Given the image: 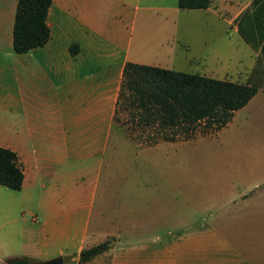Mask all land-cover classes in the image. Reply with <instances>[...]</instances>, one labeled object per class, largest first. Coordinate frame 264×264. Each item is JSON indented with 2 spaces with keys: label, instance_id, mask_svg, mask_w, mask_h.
<instances>
[{
  "label": "crops",
  "instance_id": "0c3cea01",
  "mask_svg": "<svg viewBox=\"0 0 264 264\" xmlns=\"http://www.w3.org/2000/svg\"><path fill=\"white\" fill-rule=\"evenodd\" d=\"M17 1L0 0V133L10 134L17 145L10 150L24 175L18 192H24L40 222L25 249L4 257L48 261L114 239L108 264H264V233L245 234L258 241L259 250L254 247L247 256L240 243L219 232L227 229L228 218L220 219L224 227L189 221L158 226L127 202L115 203V212L106 220L104 210L94 211L97 176L86 185L78 181L82 175L69 170L70 161L96 157L100 167L105 156H119L118 143L126 145L120 148L123 153L135 152L129 139L117 135L115 112L125 64L143 65L131 52L139 0H94L99 9L91 10L79 0H52L46 19L49 40L23 54L12 50ZM250 2L245 0L235 11L229 0H210L202 10L217 16L226 12L231 25ZM72 45L78 48L74 55ZM153 61L150 66L162 68L160 60ZM261 181L243 189L237 200L238 241L241 220L252 218V224H259L258 218H264ZM88 189L92 192L86 202ZM6 209L9 206L0 203V212Z\"/></svg>",
  "mask_w": 264,
  "mask_h": 264
},
{
  "label": "rangeland",
  "instance_id": "374dc122",
  "mask_svg": "<svg viewBox=\"0 0 264 264\" xmlns=\"http://www.w3.org/2000/svg\"><path fill=\"white\" fill-rule=\"evenodd\" d=\"M235 1L240 0H229L232 9L238 11L245 0L241 4ZM139 2L131 52L143 65L150 66L157 58L162 68L177 72L232 82L248 80L257 54L234 31L235 21L230 25L225 20L226 12L217 16L203 10L178 9L176 0ZM79 3L88 10L99 9L94 0ZM147 6L153 9L146 10ZM256 84L264 86V79H258ZM115 129L118 136L131 141L133 151L153 149L123 153L120 148L125 144L118 143L119 156H105L100 167L98 157L69 162V170L82 175L79 183L89 185V179L97 176L94 211L104 210V218L108 220L116 210L115 203L129 202L126 206L133 205L149 223L158 226L164 222L189 221L224 227L220 219L228 218L231 222L227 229L219 232L228 235L235 244L240 243L241 250L249 253L247 256L254 247L257 249L258 241L245 234L264 233V218H258L259 224H252V218L247 222L248 218L241 220L238 241L237 200L243 189H252V184L260 179L264 181V89L218 131L204 130L198 125L192 137L174 131L161 135L157 130L136 128L122 110L116 114ZM165 137L174 140L165 141ZM156 145L159 147L155 148ZM13 146L17 145L12 136L0 133V147ZM90 192L92 189L85 192L86 202L90 200ZM23 195L24 192L0 186V203L9 206L0 212V264H6L8 257L4 256L8 252L10 255L12 251L25 249L29 238L36 234L40 221ZM161 228L158 231L165 230ZM113 241L103 240L101 243L108 242V249L85 263L80 262L77 251L48 261L28 260L29 264H108L107 254Z\"/></svg>",
  "mask_w": 264,
  "mask_h": 264
},
{
  "label": "trees",
  "instance_id": "16d2710c",
  "mask_svg": "<svg viewBox=\"0 0 264 264\" xmlns=\"http://www.w3.org/2000/svg\"><path fill=\"white\" fill-rule=\"evenodd\" d=\"M51 4L52 0L17 1L12 26L15 54L27 53L47 43L50 32L46 19ZM209 5L210 0H176L177 8L183 10H202ZM234 21L237 34L257 54L245 83L126 63L115 115L119 110L125 111L136 128L157 130L161 135L174 131L190 137L198 125L210 131L224 127L261 87L257 80L264 79V0H252ZM69 50L74 55L78 48L72 45ZM164 140L172 142L174 138ZM23 178L16 154L0 147V186L19 191ZM107 249L108 242L84 249L79 260L88 262Z\"/></svg>",
  "mask_w": 264,
  "mask_h": 264
},
{
  "label": "water",
  "instance_id": "95a60500",
  "mask_svg": "<svg viewBox=\"0 0 264 264\" xmlns=\"http://www.w3.org/2000/svg\"><path fill=\"white\" fill-rule=\"evenodd\" d=\"M6 264H29V260L27 258H14L8 260Z\"/></svg>",
  "mask_w": 264,
  "mask_h": 264
}]
</instances>
